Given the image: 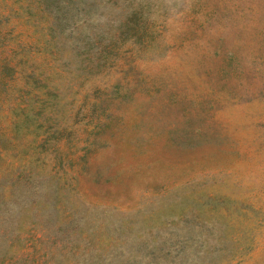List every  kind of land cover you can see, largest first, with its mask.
<instances>
[{"label":"rangeland","instance_id":"1","mask_svg":"<svg viewBox=\"0 0 264 264\" xmlns=\"http://www.w3.org/2000/svg\"><path fill=\"white\" fill-rule=\"evenodd\" d=\"M0 264H264V0H0Z\"/></svg>","mask_w":264,"mask_h":264}]
</instances>
